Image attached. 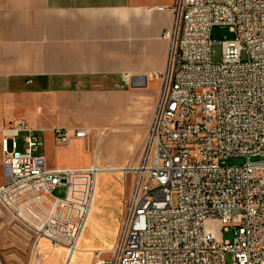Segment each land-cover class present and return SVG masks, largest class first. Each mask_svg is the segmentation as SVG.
Here are the masks:
<instances>
[{
  "label": "built area",
  "instance_id": "obj_1",
  "mask_svg": "<svg viewBox=\"0 0 264 264\" xmlns=\"http://www.w3.org/2000/svg\"><path fill=\"white\" fill-rule=\"evenodd\" d=\"M169 8L167 63L141 146L121 167L130 187L107 258L73 263L101 168L49 169L24 119L0 128V205L36 238L63 246L64 264H226L227 253L231 264H264V0H173ZM214 26L233 33L218 61ZM90 133L57 127L53 142ZM230 157L244 162L227 164Z\"/></svg>",
  "mask_w": 264,
  "mask_h": 264
},
{
  "label": "crops",
  "instance_id": "obj_2",
  "mask_svg": "<svg viewBox=\"0 0 264 264\" xmlns=\"http://www.w3.org/2000/svg\"><path fill=\"white\" fill-rule=\"evenodd\" d=\"M172 2L0 0V128L24 119L39 141L35 132H48L51 144L41 152L49 169L121 168L140 148L152 117ZM78 126L98 130L97 143L71 136L54 144L55 128Z\"/></svg>",
  "mask_w": 264,
  "mask_h": 264
},
{
  "label": "rangeland",
  "instance_id": "obj_3",
  "mask_svg": "<svg viewBox=\"0 0 264 264\" xmlns=\"http://www.w3.org/2000/svg\"><path fill=\"white\" fill-rule=\"evenodd\" d=\"M233 33L228 27L214 26L211 30L212 59L220 60L222 56L221 41L224 38H231ZM156 85L158 80L154 79ZM79 127V126H78ZM100 132L91 128L90 135L85 141L97 143ZM25 132H20L16 137L18 149L25 147ZM35 135L42 140L37 153L46 151L51 144L48 132L37 131ZM40 140V141H41ZM81 148L84 145H80ZM89 148V147H86ZM93 158L91 162H93ZM244 158L230 157L227 164H241ZM100 167V166H99ZM101 168V167H100ZM102 171L97 177V187L92 204L91 212L88 218L87 226L79 242L77 250L73 255V263L79 261L93 262L99 258H107L110 255V248L113 246L116 237L119 234L122 220L124 218V205L130 187L129 176L121 168L108 172V168H101ZM55 195L62 196L63 190L58 188ZM121 218L114 216V208ZM119 210V211H118ZM119 216V215H118ZM225 239L233 238L232 231L224 232ZM40 240H46L47 246L41 247ZM0 256L5 264H57L54 260L63 258V264L66 258V250L61 245H54L44 237L36 238V233L23 222L14 219L0 205ZM225 263H232V255H225Z\"/></svg>",
  "mask_w": 264,
  "mask_h": 264
},
{
  "label": "water",
  "instance_id": "obj_4",
  "mask_svg": "<svg viewBox=\"0 0 264 264\" xmlns=\"http://www.w3.org/2000/svg\"><path fill=\"white\" fill-rule=\"evenodd\" d=\"M140 80V79H139ZM133 81H134V78H132V84H136V85H142L143 83L142 82H140V81H138V82H135V83H133Z\"/></svg>",
  "mask_w": 264,
  "mask_h": 264
}]
</instances>
